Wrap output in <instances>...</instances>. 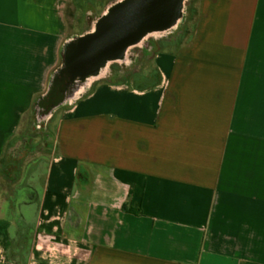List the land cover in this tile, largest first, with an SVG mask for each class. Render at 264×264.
Masks as SVG:
<instances>
[{"label":"crops","instance_id":"0c3cea01","mask_svg":"<svg viewBox=\"0 0 264 264\" xmlns=\"http://www.w3.org/2000/svg\"><path fill=\"white\" fill-rule=\"evenodd\" d=\"M70 1L0 0V160L118 4L73 36ZM196 7L187 39L146 51L156 81L106 70L64 101L55 152L0 205V264H264V0Z\"/></svg>","mask_w":264,"mask_h":264},{"label":"rangeland","instance_id":"374dc122","mask_svg":"<svg viewBox=\"0 0 264 264\" xmlns=\"http://www.w3.org/2000/svg\"><path fill=\"white\" fill-rule=\"evenodd\" d=\"M120 1L71 0L65 10L69 34L75 36L83 33L107 5H115ZM196 6L197 0H185L180 19L173 28L169 29V32L155 33L146 38L139 47L129 49L125 56L127 63L123 62L125 60L111 63L107 72H121L130 76L149 75V81H156L158 72L153 67L152 55L146 51L154 44L162 47L176 46L187 39L196 22ZM66 67L65 63V66L54 74L48 93L37 99L29 118L23 121L0 160V205L5 200H10L17 190L30 185V179L25 177L33 174L43 158L55 152L54 139L63 107L65 103L68 107H73L69 101L74 93H78V97L83 94L80 92L83 91L86 82L70 83ZM137 85H146V81H138ZM42 170L33 174L34 181H37ZM25 190L20 191L18 202L23 201ZM13 214L18 215L17 212ZM27 235L26 232L25 238L19 243L23 247L27 245Z\"/></svg>","mask_w":264,"mask_h":264},{"label":"water","instance_id":"95a60500","mask_svg":"<svg viewBox=\"0 0 264 264\" xmlns=\"http://www.w3.org/2000/svg\"><path fill=\"white\" fill-rule=\"evenodd\" d=\"M185 0H129L112 8L96 33L78 39L67 50L68 81L76 84L103 61L118 59L147 32L163 33L180 19Z\"/></svg>","mask_w":264,"mask_h":264},{"label":"bare ground","instance_id":"6f19581e","mask_svg":"<svg viewBox=\"0 0 264 264\" xmlns=\"http://www.w3.org/2000/svg\"><path fill=\"white\" fill-rule=\"evenodd\" d=\"M129 0H123L122 2H120V3H118L117 5H119V4H122V3H126V2H128ZM116 5V6H117ZM115 7V6H114ZM113 7V8H114ZM112 10V8L110 9V11ZM110 11H109V13H110ZM109 13L106 15V16H108L109 15ZM155 34V32H147L145 35H144V37L136 44V45H138V44H141L146 38H148V37H150V36H152V35H154ZM132 47V46H131ZM131 47H128V49L125 51V53L121 56V57H119L118 59H116V60H114V59H108V60H105V61H103L102 62V64H100L98 67H97V69H96V71L94 72V73H92V74H90V75H88L86 78H85V82L86 83H91V82H93V81H95V80H97V79H99V78H101L104 74H105V72H106V70L108 69V67L110 66V64L112 63V62H115V61H121V60H123L124 58H125V56H126V53H127V51L129 50V48H131Z\"/></svg>","mask_w":264,"mask_h":264},{"label":"trees","instance_id":"16d2710c","mask_svg":"<svg viewBox=\"0 0 264 264\" xmlns=\"http://www.w3.org/2000/svg\"><path fill=\"white\" fill-rule=\"evenodd\" d=\"M96 33V32H95ZM127 210V208H125ZM14 251H19L20 255L18 256H12V260H15L19 263H26L27 262V255H28V247L27 245L23 247L22 245H18L14 248Z\"/></svg>","mask_w":264,"mask_h":264},{"label":"built area","instance_id":"2783aa9c","mask_svg":"<svg viewBox=\"0 0 264 264\" xmlns=\"http://www.w3.org/2000/svg\"><path fill=\"white\" fill-rule=\"evenodd\" d=\"M82 93V91L80 92V94ZM80 97H78V93H74L73 97L70 99V105H73L79 100Z\"/></svg>","mask_w":264,"mask_h":264},{"label":"flooded vegetation","instance_id":"af4514ba","mask_svg":"<svg viewBox=\"0 0 264 264\" xmlns=\"http://www.w3.org/2000/svg\"><path fill=\"white\" fill-rule=\"evenodd\" d=\"M185 4V3H184ZM173 28V27H172Z\"/></svg>","mask_w":264,"mask_h":264}]
</instances>
